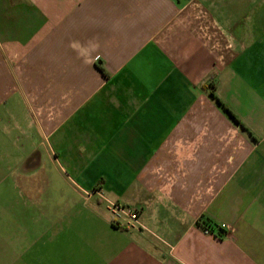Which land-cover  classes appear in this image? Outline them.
<instances>
[{
  "label": "crops",
  "instance_id": "obj_1",
  "mask_svg": "<svg viewBox=\"0 0 264 264\" xmlns=\"http://www.w3.org/2000/svg\"><path fill=\"white\" fill-rule=\"evenodd\" d=\"M0 264H264V0H0Z\"/></svg>",
  "mask_w": 264,
  "mask_h": 264
},
{
  "label": "built area",
  "instance_id": "obj_2",
  "mask_svg": "<svg viewBox=\"0 0 264 264\" xmlns=\"http://www.w3.org/2000/svg\"><path fill=\"white\" fill-rule=\"evenodd\" d=\"M109 206H110V209H111L113 216L115 218H118L121 215L127 216L132 221H135L137 218V212L135 210L126 208V207H124L118 203H109ZM219 226H220V228L224 227L223 224H221ZM205 232H207V231L205 230Z\"/></svg>",
  "mask_w": 264,
  "mask_h": 264
},
{
  "label": "trees",
  "instance_id": "obj_3",
  "mask_svg": "<svg viewBox=\"0 0 264 264\" xmlns=\"http://www.w3.org/2000/svg\"><path fill=\"white\" fill-rule=\"evenodd\" d=\"M209 86L211 87L210 95L213 96L212 90L214 89V84L210 83ZM205 227H208V224Z\"/></svg>",
  "mask_w": 264,
  "mask_h": 264
}]
</instances>
